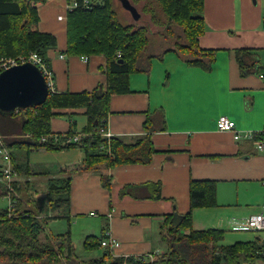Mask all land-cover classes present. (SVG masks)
<instances>
[{
    "label": "crops",
    "instance_id": "1",
    "mask_svg": "<svg viewBox=\"0 0 264 264\" xmlns=\"http://www.w3.org/2000/svg\"><path fill=\"white\" fill-rule=\"evenodd\" d=\"M67 5L68 0H46L38 6L40 31L54 34L58 42L47 52L54 91L91 92L100 84L107 88L106 55L93 54L85 59L67 53ZM201 16L205 30L198 38L199 45L216 52L210 68L189 65L178 52L166 51L150 58L149 72H131L129 92L110 98L108 129L126 144L146 135L149 114L163 111L165 128L151 133L157 151L149 163L116 166L111 186L105 187L101 170H86L85 152L80 147H14L19 154L25 150L22 158L28 156L29 162L34 151H72L68 162L34 169L30 164L31 173L33 177L40 174L47 186L74 172L65 217L70 221L101 218L103 229L109 228L118 242L114 249L117 258L165 249L161 232L174 212L184 215L190 211L192 180L216 181L218 206L194 209L191 229L222 230L224 245L234 244L224 242L226 234L250 235L235 243L255 242L262 236L240 231L245 230L242 223L250 215L262 210L264 149L259 150L250 139L235 140L232 132L218 129L217 120L226 115L240 130L264 128V79L259 77L264 69V0H204ZM238 49L250 50L243 56L249 66L245 72ZM56 112L51 120L52 132L77 129L79 118H83V127L87 124L83 108ZM21 121H16L18 126ZM156 123L157 127L161 124ZM150 182L160 184V199H139L121 192L125 186Z\"/></svg>",
    "mask_w": 264,
    "mask_h": 264
},
{
    "label": "trees",
    "instance_id": "2",
    "mask_svg": "<svg viewBox=\"0 0 264 264\" xmlns=\"http://www.w3.org/2000/svg\"><path fill=\"white\" fill-rule=\"evenodd\" d=\"M82 0H80L81 2ZM204 0H157L169 17L168 31H172V24L183 29L189 43L180 45L188 53H184V61L192 66L210 68L216 57L212 49H203L198 38L204 32L203 17ZM46 0H0V57L2 55H15L38 52L50 67L48 49L58 44L57 37L52 33L41 32L39 29L38 6ZM197 11V12H196ZM194 13V17L192 16ZM195 14H200L196 17ZM195 21L200 24L196 27ZM145 30H136L133 26H124L118 21L116 12L109 0H93L92 8H83V3L68 13L67 53L80 56L104 54L108 57V85L105 88L99 85L93 91L82 92H55L51 91L44 104L28 107L21 114V125L15 120L0 118V133L6 136L10 146L13 162L17 173L31 174L32 169L28 156L23 163L13 156V149L22 146L32 148L46 147L49 150L80 147L85 152L86 170H101L102 184L110 187L113 180L112 170L121 164L142 163L152 160L157 151L151 133L157 129L165 128L163 111L149 114L145 122L146 135L136 143L126 144L116 137L111 141L101 135L100 128L108 125L107 117L110 112V98L112 94L130 91L129 77L132 71H146L151 69L150 58H144L148 46ZM121 52V55H118ZM250 52L248 49H238L243 72L249 66L244 62L243 56ZM203 57H207L205 60ZM257 57V56H255ZM259 57H257L258 59ZM256 59V61H257ZM51 68V67H50ZM83 108L87 116V124L83 130L71 128L68 133H85L83 145L71 144L67 146L41 143L43 134L52 132L51 120L57 114V109ZM162 118V119H161ZM9 121L8 123H6ZM161 122L157 127L156 122ZM11 126V127H10ZM32 133V139L23 137ZM29 155V152H28ZM57 180L55 185L50 181L49 188L56 190L57 198L50 204L67 208L71 202L72 174ZM19 175V174H18ZM19 178L15 181L18 195L23 192ZM142 187L145 191L138 190ZM153 189V191H152ZM160 184L146 183L144 185H129L122 189V194H129L139 199H160ZM51 192V191H50ZM3 189L0 187V199ZM50 195V194H48ZM50 201V200H49ZM20 203V200H19ZM17 204L18 213L13 217L0 204V264H60L59 253L66 254L72 264H145L134 256L117 258L107 250L101 256L88 260L76 255L74 243L68 235L58 234L53 240L41 235L46 229L49 217L34 216L30 211L22 212ZM218 206L217 185L213 180H192L190 183V211L184 215L174 212L169 216L168 227L161 232V240L165 243L164 253L159 256L155 264H238L243 259L252 260L260 249L259 241L236 242L224 245V231L218 229L194 230L192 226V211L196 208H212ZM61 212L60 217H65ZM189 230L183 233V230ZM92 236L85 239L84 246L87 251L100 247V241ZM53 241V243H52ZM59 254V255H58Z\"/></svg>",
    "mask_w": 264,
    "mask_h": 264
},
{
    "label": "rangeland",
    "instance_id": "3",
    "mask_svg": "<svg viewBox=\"0 0 264 264\" xmlns=\"http://www.w3.org/2000/svg\"><path fill=\"white\" fill-rule=\"evenodd\" d=\"M132 3L138 8V11L141 13V18L139 20H135L130 12L126 10L118 0H109L110 5L113 10L116 12L118 17V21L120 24L124 26H133L136 30H145V36L148 41V46L144 54V58H149L150 56L162 55L166 51H175L181 55L182 58L185 57L184 53H188L183 48H179L180 45H184L189 43L188 38L183 33L182 28H178L176 25L172 24V31H168L167 27L170 25L169 17L162 8V6L157 2V0H131ZM197 12V11H196ZM194 17V13H192ZM196 17L200 16V14H195ZM196 27L200 24L199 21H195ZM32 50L27 53H18L11 54L9 56L2 55L0 59L6 58H14L26 55L30 53ZM36 52V51H34ZM203 59L207 60V57H203ZM21 115H6L0 113V118H4L7 120H16L23 119ZM7 121L6 123H8ZM3 121L0 120V129L1 123ZM77 123V129L83 130V118H79ZM11 127V126H10ZM22 154H19L18 149H13V156L17 157L18 162L23 163L24 159L22 155L25 154V150L21 151ZM69 152H52L49 151L48 154H45L43 151H34L30 153V164L33 167L44 168L46 164L48 166H54L59 163L68 162L72 159ZM35 164V166H34ZM37 171V170H36ZM18 178L21 181L23 192L20 193V208L22 212L30 211L34 214V216L42 217L47 219L46 229L44 233L41 235V239L46 240L45 235L48 239L54 238V236L58 234L68 235L67 232H70V240L74 243L76 249V255L84 260H88L95 256H101L104 253V249L99 247L97 250L94 249L92 251H87L84 246L85 239L88 236H92L95 239L99 240L103 236L104 229L102 224L104 221L98 216L92 218H82L77 221H70L66 217H60L61 212H66L67 208H61L54 204V199L57 198L56 190L53 192L49 188L50 183L46 186V181L40 174H25L23 172L18 173ZM57 180L52 181V184L55 185ZM51 191V192H50ZM50 194V195H48ZM50 200V201H49ZM0 204L2 206L5 205V201L0 199ZM240 231V230H239ZM183 233H186L183 230ZM240 233H246V230L240 231ZM252 233V232H250ZM247 232V234H250ZM87 235V236H86ZM250 235L243 234H226L225 235V243H235L237 240H242L247 238ZM53 243V241H52ZM60 254V255H59ZM59 258L61 259L60 264H72V258L68 260V256L66 254L59 253Z\"/></svg>",
    "mask_w": 264,
    "mask_h": 264
},
{
    "label": "built area",
    "instance_id": "4",
    "mask_svg": "<svg viewBox=\"0 0 264 264\" xmlns=\"http://www.w3.org/2000/svg\"><path fill=\"white\" fill-rule=\"evenodd\" d=\"M80 3H83V8L91 9L93 0H68L67 10L68 13L80 6ZM63 15H59L60 19H63ZM264 27V26H263ZM118 55H121V52H118ZM64 57V55H62ZM87 59L86 56H82ZM33 62L36 64L45 75L48 85L51 91H54V75L38 52L31 51L26 55H22L10 59L2 58L0 59V74L11 66L18 65L24 62ZM259 77L264 79V69L259 73ZM25 109L18 108L13 112V115H21ZM107 121L105 120L104 123ZM217 127L222 131H230L233 133L235 140L241 139H250L253 140L259 150L264 149V128L261 130H240L237 128L236 122L231 120L226 115H222L217 120ZM100 133L102 136L108 139V142L111 141L113 135L108 129V125H103L100 128ZM23 137L32 139L33 134L28 133L21 135ZM85 133H68V132H50L48 134H43L40 137L41 143H52L54 145L67 146L71 144L83 145V138L86 137ZM6 136L0 133V187L3 189V195L1 199L5 201L4 208L8 212L9 217H13L18 213L17 204L19 203L20 196L16 190L15 181L18 179V173L15 169L12 152L10 146L6 142ZM242 228L261 234V238L258 239L260 244V249L256 252L254 259H243L238 264H264V203L262 205V210L258 213L250 215L243 223ZM118 242L113 237L109 228L104 229L102 239L100 241V247L105 248L112 256L115 255V247ZM164 253V250H157L154 252L141 254L134 256L136 260L144 262L145 264H155V261L159 258L160 255ZM129 257V256H125ZM122 264H130L128 261H124Z\"/></svg>",
    "mask_w": 264,
    "mask_h": 264
},
{
    "label": "water",
    "instance_id": "5",
    "mask_svg": "<svg viewBox=\"0 0 264 264\" xmlns=\"http://www.w3.org/2000/svg\"><path fill=\"white\" fill-rule=\"evenodd\" d=\"M135 20L141 13L131 0H119ZM50 93L42 70L33 62H24L5 69L0 74V113L11 115L18 109L45 103Z\"/></svg>",
    "mask_w": 264,
    "mask_h": 264
},
{
    "label": "bare ground",
    "instance_id": "6",
    "mask_svg": "<svg viewBox=\"0 0 264 264\" xmlns=\"http://www.w3.org/2000/svg\"><path fill=\"white\" fill-rule=\"evenodd\" d=\"M122 54V53H121Z\"/></svg>",
    "mask_w": 264,
    "mask_h": 264
}]
</instances>
